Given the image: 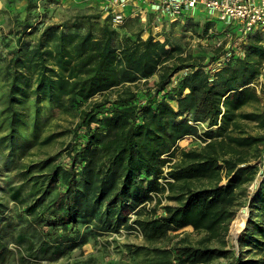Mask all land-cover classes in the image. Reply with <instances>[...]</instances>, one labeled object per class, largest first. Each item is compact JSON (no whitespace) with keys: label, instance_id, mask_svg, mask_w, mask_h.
<instances>
[{"label":"trees","instance_id":"16d2710c","mask_svg":"<svg viewBox=\"0 0 264 264\" xmlns=\"http://www.w3.org/2000/svg\"><path fill=\"white\" fill-rule=\"evenodd\" d=\"M37 2L23 0L15 37L0 47V264L12 254L22 264L56 261L131 213L153 238L227 226L242 197L251 211L240 250L218 264H264V168L256 177L254 161L264 157V111L243 109L261 102L251 83L264 68V35L250 32L239 51L186 52L163 32L162 40L143 28L121 32L100 11L40 28ZM172 23L214 35L209 16L200 24L185 12ZM54 113L66 123L48 124ZM247 121L263 131L248 133ZM188 136L200 142L181 147ZM60 137L58 151L41 153ZM172 252L194 262L220 249Z\"/></svg>","mask_w":264,"mask_h":264},{"label":"rangeland","instance_id":"374dc122","mask_svg":"<svg viewBox=\"0 0 264 264\" xmlns=\"http://www.w3.org/2000/svg\"><path fill=\"white\" fill-rule=\"evenodd\" d=\"M152 0H146L144 2L145 6H140V2L137 0H128L122 4H113L112 0H38L36 11H39L41 20L38 26L42 28L48 23H57L63 21L75 13H88V12H104L110 13L111 23L114 26L121 25V32H126V30H137L138 28H143V36L147 32H151L162 40L164 39L163 32L166 34L168 40L172 43H181L187 52H196L200 49V46L210 51L213 45L222 36L211 35L207 36L208 39L199 38L196 34H191V32H184L180 30L178 24H173L168 17L163 14L159 15V18L152 16L154 14V9L151 7ZM23 0H0V47L4 46V42L8 38L15 37V21L20 20L23 14L21 10L23 9ZM142 5V4H141ZM126 6L131 8L133 15L124 14V9ZM195 19H198L200 24L204 22L209 13L206 9L201 7H195L194 11ZM127 15V16H125ZM155 15V14H154ZM215 27L222 29L225 25L224 22L214 18ZM201 29L199 26L198 30ZM37 30L35 34H37ZM219 36V37H218ZM31 37V36H27ZM199 44V45H198ZM6 50L5 48H3ZM154 76L150 77L149 81H152ZM256 90V89H255ZM262 100L264 97V90L260 91ZM260 96V97H261ZM261 99V98H260ZM244 110L251 111L254 109H263L262 101L260 103H255L252 105H245ZM63 115L61 113H54L48 116V124L55 123L58 121L60 125H64L66 122L61 120ZM58 118V119H57ZM57 119V120H56ZM245 129L250 134H257L263 131L259 128L256 122L247 121L245 122ZM54 125V124H53ZM57 130H60V126H55ZM7 133V130H0V135ZM66 137L58 138L57 142L45 147L48 152H56L60 149V141H64ZM197 140L185 137L179 141L181 147L195 146ZM19 146H16L15 153L19 154ZM21 149V148H20ZM37 151L34 147L33 151ZM7 152V150H4ZM26 152V151H25ZM62 158V155L61 157ZM259 158H255L254 161ZM3 170V169H2ZM0 174V185L5 184V177ZM225 179L222 178L221 182ZM254 182L248 185V190L253 188ZM167 191L161 198L159 204L162 205L168 202L165 197ZM240 204L238 205L235 213L234 219L227 225H220L213 229H194L191 226H186L182 229L175 231H168L165 238L158 237L153 238L147 236L144 229L134 222L135 215L133 213L129 214L127 217V223L122 225L118 229L106 230L103 233L96 234L94 236L88 237V240L82 243L80 246L68 250L65 254L60 256L56 261L48 262L42 260L37 264H218L229 260L233 255H237L240 246L239 241H237V236L239 232L244 228L246 219L250 217V207L248 201L242 197L240 199ZM152 202H148L147 205ZM246 203V205H244ZM244 210L247 211V216L244 220L243 226L239 229L237 234L234 233L235 224L239 218V214ZM158 212L160 210L158 209ZM185 244H192L194 246L206 245L207 247H214L220 249L219 253L212 255L208 259H200L194 262L190 261H179L177 258V253L172 252L171 249L175 246H181ZM14 248V246H10ZM260 252H248V255H259ZM17 257V255H16ZM169 261V262H167ZM7 264H22L18 262L14 254L10 256ZM23 264H33V263H23Z\"/></svg>","mask_w":264,"mask_h":264},{"label":"built area","instance_id":"2783aa9c","mask_svg":"<svg viewBox=\"0 0 264 264\" xmlns=\"http://www.w3.org/2000/svg\"><path fill=\"white\" fill-rule=\"evenodd\" d=\"M128 0H112L113 4H122ZM138 2H145L146 0H137ZM206 9L210 18H217L224 22V27L218 29L211 27L209 33L222 36L216 45L223 44L225 48L233 47L236 51L240 50L242 43H245L247 36L252 31H258L264 35V0H152L151 7L154 9L155 17L165 14L170 21L176 20L181 13H193L195 7ZM219 37V36H218ZM223 57L216 62L220 65ZM185 70L178 72L174 76L175 83ZM260 95V91L264 90V68L259 77L251 83ZM261 96V95H260ZM261 101L264 111V97ZM188 138L197 140L194 136ZM258 172L256 177H261V172L264 168V157H258Z\"/></svg>","mask_w":264,"mask_h":264},{"label":"bare ground","instance_id":"6f19581e","mask_svg":"<svg viewBox=\"0 0 264 264\" xmlns=\"http://www.w3.org/2000/svg\"><path fill=\"white\" fill-rule=\"evenodd\" d=\"M246 216H247V211L246 210H244L243 212H241L239 214V218H238V220H237V222L235 224V227H234V233L235 234H237L239 229L243 226Z\"/></svg>","mask_w":264,"mask_h":264},{"label":"crops","instance_id":"0c3cea01","mask_svg":"<svg viewBox=\"0 0 264 264\" xmlns=\"http://www.w3.org/2000/svg\"><path fill=\"white\" fill-rule=\"evenodd\" d=\"M140 6H145L144 2H140ZM126 13L129 15H133V13L131 12V8L129 6H126L124 9V14H126ZM154 14H155V12H154ZM154 14H152V16H155ZM125 16H127V15H125Z\"/></svg>","mask_w":264,"mask_h":264}]
</instances>
